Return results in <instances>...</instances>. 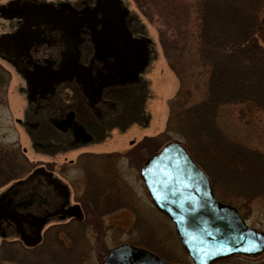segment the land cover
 <instances>
[{
	"label": "rangeland",
	"instance_id": "1",
	"mask_svg": "<svg viewBox=\"0 0 264 264\" xmlns=\"http://www.w3.org/2000/svg\"><path fill=\"white\" fill-rule=\"evenodd\" d=\"M45 1L70 2L73 8H80L84 0ZM122 1L134 17L133 26L154 44L156 58L145 73L147 84L105 89L103 100L110 104L107 112L96 104L97 100L87 99L80 84L69 86L70 93L64 88L56 93L66 108L63 113L49 109L44 113L29 111L27 100L18 92L15 77L0 94V148L13 146L26 150L25 156L31 164L25 162L27 167L21 170V165L13 163L12 174L25 177L38 167L53 172L69 187L72 202L82 205L89 202L94 219L89 226L51 222L44 246L34 250H23L15 242L13 246L5 245L0 237V264H104L108 253L122 244L148 250L165 262L192 264L174 224L155 209L140 177L141 160L146 161L174 140L181 142L207 171L216 195L225 204L238 207L249 227L264 232V198L261 193L255 195L254 191L251 194L236 188L244 169H238L239 162L233 159L231 151L241 146L260 154L252 153L254 157L250 155L243 164L247 160L264 161V107L254 103H225L217 108L209 106L210 111L202 109L206 106L209 75L199 61L197 10L204 1ZM260 1H210L205 6L211 13L215 10L220 14L212 20L208 31L212 35L220 31L228 35L237 33L240 17L234 10L228 11L236 3L254 12L258 10L251 19L252 32L264 27V0ZM5 2L0 0L1 4ZM7 29V23L0 19V35ZM232 38L237 40L236 35ZM258 58L251 83L260 81L257 77L264 78V56ZM259 88L258 94L252 95L264 97V88L263 91ZM222 98V102L226 101L229 94ZM90 102L105 113L97 116ZM66 115L61 124L60 118ZM26 120L28 126H24ZM205 121H210V125ZM91 126L98 129L92 136L87 133ZM203 126L208 133L202 131ZM76 136L90 141L87 144L75 141ZM147 138L150 141H145ZM132 147V153L137 147L143 149L131 158L132 153L128 157L126 152ZM256 169L249 166L245 170L255 173ZM95 179H100L102 185L97 187L104 189L105 198L100 197L102 194H92L95 184H91ZM2 227L10 242L15 241V229ZM56 235L60 241H55ZM218 264H264V254L257 259L236 257Z\"/></svg>",
	"mask_w": 264,
	"mask_h": 264
},
{
	"label": "flooded vegetation",
	"instance_id": "2",
	"mask_svg": "<svg viewBox=\"0 0 264 264\" xmlns=\"http://www.w3.org/2000/svg\"><path fill=\"white\" fill-rule=\"evenodd\" d=\"M45 5L48 8L39 11ZM52 9L56 10L57 16H63L69 23H78V32L76 33L78 62L72 52L67 59H61L59 50L47 49L45 51L43 48L35 50L29 46L24 45L23 48L19 46L23 40L30 42L35 39L33 32L29 34L27 29L25 30L28 23H32L31 20H34V15L46 17L53 13ZM82 11L85 12L82 13ZM133 18L131 11L122 0H84L80 8H73L70 2L53 3L45 0H7L5 4L0 3V19L7 23L8 28L3 35H0V94L15 77L18 82V92L27 100L29 111L32 109L44 113L46 109H49L63 113L66 108L58 100L59 97L56 93L61 88H64L65 92H69V86L80 84L88 96L87 99L89 101L97 100L96 104L99 103L102 109L107 112L110 104L107 100H103L105 89L124 88L138 83L147 84L145 73L151 61L156 58L153 41L133 26ZM42 60H46L48 64H43ZM98 98L100 99L98 100ZM90 103L92 105V102ZM95 105H92V109L97 116L101 117L103 112L98 110ZM67 115L60 118L61 124L64 123V118ZM18 124L21 126L22 123L18 120ZM24 126H28V120L24 122ZM87 133L92 136V134L98 133V129L91 126ZM77 139L80 140L81 136H76L75 141ZM80 142L83 143L82 140ZM132 150L134 147L128 150L126 155L132 153ZM22 152L25 155L26 150H22ZM47 172L52 174V179L64 187L68 195V202L54 217L48 220L41 232V242L32 248L26 247L20 241L14 219H2L3 215L0 214V237L5 241L3 242L5 245L13 246L17 243L23 250H34L44 246L47 241L46 231H49L48 226L51 222L88 226L93 223L92 207L89 202L85 201L83 205L72 202L69 187L61 181L59 176L51 171ZM31 175L32 173L8 185L6 189L3 188L5 190L0 195V199L14 184L27 180ZM91 185L94 186L92 187L94 188L93 195L102 194L100 197L103 198L107 196L104 189L97 187L102 185L100 179L93 180ZM212 190L221 204L234 208L238 215L246 221L238 207L225 204L216 195L214 186ZM74 207L77 208L74 209ZM96 219L99 218L96 217ZM3 225L15 229L17 233L15 241L10 242L7 234L2 231ZM55 241H60L57 235ZM232 258L236 257L224 261Z\"/></svg>",
	"mask_w": 264,
	"mask_h": 264
},
{
	"label": "water",
	"instance_id": "3",
	"mask_svg": "<svg viewBox=\"0 0 264 264\" xmlns=\"http://www.w3.org/2000/svg\"><path fill=\"white\" fill-rule=\"evenodd\" d=\"M46 8L45 5L39 11ZM55 11L52 9L53 13L46 17L34 15L25 30L33 32L35 39L23 40L19 46L59 50L61 59H67L72 52L78 62V23H69ZM140 177L154 207L174 224L193 264H215L234 256L257 259L264 254V233L250 229L234 208L216 199L208 176L181 142L172 141L153 154L142 166ZM67 202L64 187L45 169L37 168L27 180L14 184L1 197L0 214L2 219H14L20 241L32 248L41 242V232L48 220ZM104 264L176 263L123 244L109 252Z\"/></svg>",
	"mask_w": 264,
	"mask_h": 264
},
{
	"label": "trees",
	"instance_id": "4",
	"mask_svg": "<svg viewBox=\"0 0 264 264\" xmlns=\"http://www.w3.org/2000/svg\"><path fill=\"white\" fill-rule=\"evenodd\" d=\"M202 1H204L205 4L202 7H199L197 10L198 18L200 20V47L198 48V53L200 57L199 61L209 75L206 82V86L208 83V90L206 92L207 98L205 100L206 106H203L202 109L205 111H210L209 106L212 107L215 105L214 107H218L219 105L225 103L232 105H246L249 103H254L259 108L264 107V105H262L264 97L260 96L258 98L253 96L254 94H258V87H261L259 89H262L263 91L264 78L257 77L260 81H256L254 83H251L250 81L252 80L253 71L257 67L256 64L259 61L258 56H264V27H261L254 32H252V29L250 28V26L254 24L251 19L256 16V13L258 14V10H255L254 12L253 10L251 11L250 8L245 9L244 7H241V5L238 3L232 4L234 9L229 8L228 11L234 10L235 15L240 17V26H238L239 31L232 35H228L226 32L222 33L221 31L218 33L213 32L212 35L211 32L208 31V28L211 25L212 20L218 18L220 12L214 10V12L211 13V10L208 9V6H205L212 0ZM261 2L262 1L259 0V3ZM212 5L215 9H219L215 4L212 3ZM235 9H238V12ZM235 35L237 40L232 38ZM227 94H229V98H226V101L222 102L221 99H224L222 96H226ZM170 122L171 120H169L168 126ZM209 122L210 121H205L204 123L209 124ZM212 127L215 128L214 126ZM203 130H206V133L209 132L204 126L202 127V131ZM167 131L168 130H166V133ZM145 141H150V139L147 138ZM141 146L143 145L141 144ZM142 149L143 147H137L136 150L130 154L131 158H133V155H136L138 151H142ZM231 151L233 153V159L239 162L237 163L238 169L241 171L244 169V174H242V178L239 177L237 183L238 186L236 188L244 189V191L247 193L254 191L255 195H257V193H261L260 196L264 198V161L249 162L247 160V162H244L243 164V161L246 160V158L249 159L252 153L255 155L260 154L254 151L250 152L247 149H243L241 146L233 148ZM191 156L193 157L192 154ZM235 156L237 159H235ZM252 156L254 157V155ZM193 159L195 160L194 157ZM25 162H27L28 165L30 164L20 149H15L14 147L11 149L0 148V180L1 178H5L3 181H0V190L9 184L26 177H20V175H14V173L12 174L14 169L13 163H16L17 166L21 165V170H23L27 167ZM144 162L145 160L143 161L142 159L140 168ZM196 162L208 175L207 171L202 167V165L198 161ZM249 166L257 167L255 173L245 170Z\"/></svg>",
	"mask_w": 264,
	"mask_h": 264
}]
</instances>
